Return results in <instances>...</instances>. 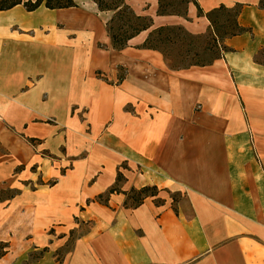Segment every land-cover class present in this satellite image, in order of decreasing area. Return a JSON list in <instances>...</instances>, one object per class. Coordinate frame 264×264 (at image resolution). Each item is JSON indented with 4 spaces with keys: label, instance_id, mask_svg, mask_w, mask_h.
<instances>
[{
    "label": "crops",
    "instance_id": "1",
    "mask_svg": "<svg viewBox=\"0 0 264 264\" xmlns=\"http://www.w3.org/2000/svg\"><path fill=\"white\" fill-rule=\"evenodd\" d=\"M260 2L197 0L204 12L240 5L248 32L213 64L177 71L142 45L160 27L208 36L193 3L180 17L130 0L153 27L123 51L81 7L0 11V191H19L0 200V264H264ZM85 40L92 66L77 49ZM119 169L121 193L97 200ZM147 186L159 195L132 206L130 191Z\"/></svg>",
    "mask_w": 264,
    "mask_h": 264
},
{
    "label": "trees",
    "instance_id": "2",
    "mask_svg": "<svg viewBox=\"0 0 264 264\" xmlns=\"http://www.w3.org/2000/svg\"><path fill=\"white\" fill-rule=\"evenodd\" d=\"M97 6L100 13H111V19L106 23L108 33L111 38L112 47L116 51H123L129 46V42L144 31H148L153 27V19L147 16H140L135 13L132 7L125 0H91ZM195 4L198 8L199 16H205L209 22L211 31L210 43H207L205 52L211 54L210 59H205L194 64L183 65L179 67H171L173 71L180 69H188L193 66L206 67L217 59L221 58L223 53L230 50L224 46V41L228 38L235 37L248 32L238 23V17L241 12V6L229 9L221 6L210 12H204L197 3V0H159V8L157 14L160 16L174 15L180 17L187 16L189 4ZM18 5H24L29 12L36 11L40 7L49 10H63L70 8H80V0H0V11L10 10ZM264 9V0L260 2ZM202 37H194L188 34L182 27H160L153 30L148 39L142 45L143 49L156 50L164 54L163 46L176 43H185L188 40L189 46L193 45V40ZM168 61V57H166ZM119 70H123L120 68ZM126 78L125 75L118 76V83L121 84ZM30 143L34 140L30 139ZM126 168L122 165L120 169ZM119 169L117 181L106 195H100L97 200L107 204L110 195L121 193L119 185L124 181V176ZM19 191L13 190V194L7 199L14 198ZM160 191L157 187L147 186L140 190L132 189L128 196V201H132V206L139 207L145 199L149 197H157ZM128 201L126 205H128ZM174 203H178V199L173 197Z\"/></svg>",
    "mask_w": 264,
    "mask_h": 264
},
{
    "label": "rangeland",
    "instance_id": "3",
    "mask_svg": "<svg viewBox=\"0 0 264 264\" xmlns=\"http://www.w3.org/2000/svg\"><path fill=\"white\" fill-rule=\"evenodd\" d=\"M126 3L129 4L130 0H125ZM81 4V10L87 14H90L93 16V18H98L100 21L108 22L112 14L110 15H100L96 12L95 7L92 5L91 0H80ZM95 16V17H94ZM75 17V16H74ZM61 18H65L64 16ZM96 20V19H95ZM93 21L91 27L94 29V33L97 34L99 37L102 35V28L99 22ZM88 23H86L87 25ZM81 32L79 33L80 36ZM211 37L204 36L200 39H195L193 40V45L189 46L188 43L190 40H188L185 43H176L172 45H166L163 46L162 49L164 51V56L168 57L167 64L169 67H179L183 65H190L194 64L196 62L202 61V60H207L210 59L211 54L209 52H205V48L207 46V43H210ZM80 55H81V60L84 61L85 65L92 66L93 64H96L100 62V59L98 57V52L95 51L92 42L85 40L84 44L79 43L77 47ZM264 59V54L262 58H259L258 60L261 61ZM80 60V59H79ZM118 75H125L127 74V71L125 69L123 70H118ZM100 77H102V74H98ZM53 123V122H50ZM35 171V168L33 169ZM37 183H41L40 177H37ZM40 179V180H39ZM13 194V190H2L0 191V200H5L6 198L10 197ZM171 197H175L178 199V201H182V196L178 194H170ZM73 240L72 238L70 239L69 243L66 245V247L59 252L60 258L63 257V255L68 252L71 248Z\"/></svg>",
    "mask_w": 264,
    "mask_h": 264
}]
</instances>
